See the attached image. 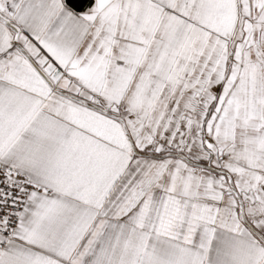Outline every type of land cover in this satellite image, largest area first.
Masks as SVG:
<instances>
[{"label": "snow or ice", "instance_id": "snow-or-ice-1", "mask_svg": "<svg viewBox=\"0 0 264 264\" xmlns=\"http://www.w3.org/2000/svg\"><path fill=\"white\" fill-rule=\"evenodd\" d=\"M0 264H264V0H0Z\"/></svg>", "mask_w": 264, "mask_h": 264}]
</instances>
